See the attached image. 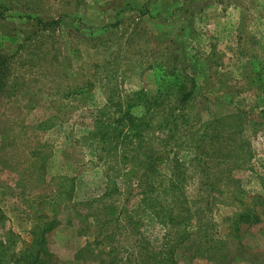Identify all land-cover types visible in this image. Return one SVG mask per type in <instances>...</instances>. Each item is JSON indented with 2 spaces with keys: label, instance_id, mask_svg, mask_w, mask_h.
Here are the masks:
<instances>
[{
  "label": "rangeland",
  "instance_id": "374dc122",
  "mask_svg": "<svg viewBox=\"0 0 264 264\" xmlns=\"http://www.w3.org/2000/svg\"><path fill=\"white\" fill-rule=\"evenodd\" d=\"M0 71V264H31L39 230L55 264H152L169 247L174 264H214L208 251L196 255L195 233L175 240L177 227L149 206L166 209L164 193L144 198L143 184L122 174L129 162L103 153L94 134L106 106L121 103L102 118L117 116L173 73L183 89L159 100L141 149L162 162L177 144L188 207L207 222L242 214L241 241L264 251V0H0ZM191 87L167 147L159 122ZM211 122L202 158L193 146ZM54 176L72 177L73 186L69 208L46 231L36 219L53 216ZM108 203L120 216L104 224L93 211ZM87 240L95 257L76 258Z\"/></svg>",
  "mask_w": 264,
  "mask_h": 264
},
{
  "label": "trees",
  "instance_id": "16d2710c",
  "mask_svg": "<svg viewBox=\"0 0 264 264\" xmlns=\"http://www.w3.org/2000/svg\"><path fill=\"white\" fill-rule=\"evenodd\" d=\"M55 23H57V21L47 22L46 24L51 25ZM4 78L5 73L0 71V91L7 86V79ZM172 79L173 80H170L168 85H159L156 94L153 97H148L142 92L137 93L136 97L138 100L127 102L125 109L118 108L117 112H119V114L117 116H110L108 119H103L105 118V111L109 112L113 106L122 107L121 103L108 105L96 115L93 128L95 136L99 142L104 145L103 148L101 147V151L103 153L111 152L112 150L120 152L124 165L127 162H129L130 165L129 160L133 159L132 162H134V165H127L122 174L126 175L128 178L135 176L138 180L137 184H143V197L145 195L144 198L149 199V201L151 200V195L157 190H161V194L164 193L163 197H167L166 199L163 198L167 203L166 209H163L159 205L160 210L156 211L153 208V205L149 204V206H152L151 209L156 217L160 215L163 218L168 225V228L177 227L175 231L177 237L175 240H181V242L191 241L190 238L195 233V237L198 240L197 246L195 245L196 255L204 256L205 252L208 251L210 253L208 258L213 260L214 264H229L234 261L247 264H264V251L253 253L241 241L240 219L243 217L242 214L223 216L219 222L212 221V219L207 222L204 221L203 216L199 214L200 211L198 209L192 211L188 207L190 201L183 193L186 186V168L183 166V162L180 159L179 149L176 147L177 144L171 145V148L169 149V152H171V158H164V161H162L163 163L160 160L157 161L155 156L151 155V153H145L141 149V145L145 144L143 132L150 126V122L148 123L149 119L151 121L153 115L157 113L156 109L157 106H159V100L162 97H166L169 92L172 93L173 90L177 94V92L183 89V86H179L177 80L178 77H176L174 73L172 74ZM193 87L184 91L182 97L177 99V103L175 101L174 103L168 104L164 113L165 117L159 122L158 128L160 129V133L163 135V130L167 133L166 136H164L165 142L163 141L164 145L167 147L168 142H170V137L172 139L175 135L174 132L180 128L179 124L181 123V116L180 111L177 110L180 109L186 100L191 97L190 95L193 92ZM134 108L140 110L139 115L138 113H134ZM101 119H103V121H101ZM146 123L148 124L144 125ZM212 125L213 122L210 123V127ZM210 127L204 131L198 144L193 146V151L202 158L206 156L204 150L208 148V144L214 137L211 132V129L213 131V128ZM119 144L122 147L120 146L118 148L117 146ZM204 144L207 146L204 147ZM129 154L131 155L129 156ZM196 158L195 153H193L191 161H195ZM86 163H95V161L87 160ZM137 171L139 174H137ZM52 181L54 184V195L51 197L49 204L52 206L51 215L53 216L49 221L40 217L36 219L38 222L45 220L44 223L48 225L46 226V231L52 229L57 224V220L54 219V217L58 215L60 211L69 208L73 186L72 177L54 176ZM207 187L210 189L212 185L207 184ZM145 193H147V195ZM93 214H101L103 217V223L105 224L111 223L114 219H117V217L120 216V211H118V207L108 203L101 208L96 207ZM73 216L77 218L80 215L77 212H74ZM72 219L73 217L71 215L70 220ZM192 222L195 223V231H189L188 229ZM204 227L207 228L204 229ZM201 228L203 230H201ZM44 232L45 230H39L37 234H34V243L38 245L39 249L35 252L31 264H36V261L38 264L42 263L43 260L39 256V253L48 255L49 259L55 264V258L46 252ZM77 234L80 233L77 231ZM168 240L169 237L166 238L165 245L169 244ZM151 247L152 246L148 248L152 249ZM153 252H155V249H152V255ZM157 253L161 257V260L160 262H154L152 264L175 263L172 259L173 248L169 247ZM83 254H89V256L95 257L93 249L90 248L89 240L86 241L84 246L76 251L75 257L79 258V256H82ZM31 256V253H27L24 254L23 257L26 258ZM113 260L114 257L110 260V264H113ZM98 261L99 264H106L105 259L100 258Z\"/></svg>",
  "mask_w": 264,
  "mask_h": 264
}]
</instances>
